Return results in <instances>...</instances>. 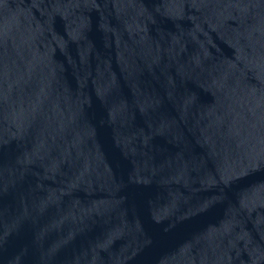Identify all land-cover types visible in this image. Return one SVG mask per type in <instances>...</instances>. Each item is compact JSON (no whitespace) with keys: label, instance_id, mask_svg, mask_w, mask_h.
<instances>
[{"label":"water","instance_id":"1","mask_svg":"<svg viewBox=\"0 0 264 264\" xmlns=\"http://www.w3.org/2000/svg\"><path fill=\"white\" fill-rule=\"evenodd\" d=\"M0 264H264V0H0Z\"/></svg>","mask_w":264,"mask_h":264}]
</instances>
